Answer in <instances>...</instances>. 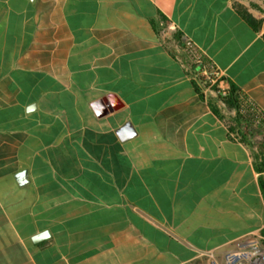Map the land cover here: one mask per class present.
<instances>
[{"label": "crops", "instance_id": "1", "mask_svg": "<svg viewBox=\"0 0 264 264\" xmlns=\"http://www.w3.org/2000/svg\"><path fill=\"white\" fill-rule=\"evenodd\" d=\"M185 38L264 108V0H0V264L223 262L261 233L264 151Z\"/></svg>", "mask_w": 264, "mask_h": 264}, {"label": "built area", "instance_id": "2", "mask_svg": "<svg viewBox=\"0 0 264 264\" xmlns=\"http://www.w3.org/2000/svg\"><path fill=\"white\" fill-rule=\"evenodd\" d=\"M183 49L190 65H203L207 81L203 86L204 93L219 97L221 102L226 104V100L230 97V88L221 86L223 75L216 65L207 59L200 48L189 38L184 39ZM236 114L240 119V124L245 126V130L257 137L258 146L264 151V108L259 107L246 92L238 90ZM263 240L261 233L241 240L234 249L225 254L223 262L209 253L206 264H264Z\"/></svg>", "mask_w": 264, "mask_h": 264}, {"label": "trees", "instance_id": "3", "mask_svg": "<svg viewBox=\"0 0 264 264\" xmlns=\"http://www.w3.org/2000/svg\"><path fill=\"white\" fill-rule=\"evenodd\" d=\"M242 14V16L248 21V23H250L251 26L254 27V29H256L257 25H256V22L255 20H253V18L251 17V15L247 14L243 9L241 8H238ZM238 90H236L234 87L231 86L230 88V97H229V100H226V104H232V105H236V101H237V96H236V93H237ZM263 164V165H262ZM261 169H264V161L261 162ZM261 187H262V192H263V196H264V182L261 181ZM261 235L264 237V228L261 230ZM263 243H264V240H263Z\"/></svg>", "mask_w": 264, "mask_h": 264}]
</instances>
